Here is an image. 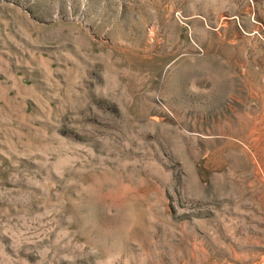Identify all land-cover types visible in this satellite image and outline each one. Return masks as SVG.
I'll return each instance as SVG.
<instances>
[{
  "label": "rangeland",
  "instance_id": "1",
  "mask_svg": "<svg viewBox=\"0 0 264 264\" xmlns=\"http://www.w3.org/2000/svg\"><path fill=\"white\" fill-rule=\"evenodd\" d=\"M0 264H264V0H0Z\"/></svg>",
  "mask_w": 264,
  "mask_h": 264
}]
</instances>
